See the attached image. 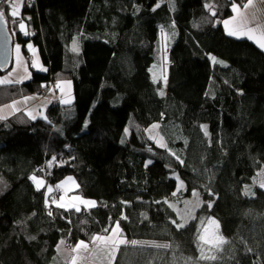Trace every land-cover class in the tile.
<instances>
[{"label":"trees","instance_id":"obj_1","mask_svg":"<svg viewBox=\"0 0 264 264\" xmlns=\"http://www.w3.org/2000/svg\"><path fill=\"white\" fill-rule=\"evenodd\" d=\"M232 2L32 0L22 6L30 34L18 23L9 31L26 55L28 42L37 46L47 71L31 69L29 81L0 85V105L62 78L73 80V102L54 100L35 120L20 112L0 121V264H71L61 256V241L83 240L91 248V238L106 235L116 221L123 238L146 243L120 245L111 264H264V189L256 183L264 170V51L227 34L221 21ZM0 8L11 23L4 0ZM163 33H174L166 67ZM76 37L79 52L70 49ZM155 123L165 148L145 133ZM52 156L57 160L49 166ZM33 175L45 179L40 191ZM67 176L96 207L45 206L46 186ZM186 201L200 206L178 229L172 221L184 223L178 211ZM204 216L218 222L225 241L216 260L199 257Z\"/></svg>","mask_w":264,"mask_h":264},{"label":"snow or ice","instance_id":"obj_2","mask_svg":"<svg viewBox=\"0 0 264 264\" xmlns=\"http://www.w3.org/2000/svg\"><path fill=\"white\" fill-rule=\"evenodd\" d=\"M4 3L8 6L9 11L7 12L8 15H10L12 19V23L16 24L18 23L19 31L22 32L25 36H28L30 33L26 30V23L25 20H30L31 17H25L22 18L20 16L21 12V5L22 3H27V0H4ZM252 4V0H248V3L244 4L243 7L245 9L249 8ZM160 5L157 4L156 7H159ZM206 8L210 9L212 8L211 5L206 4ZM231 12L234 13V15L230 19H224L221 22L223 23L225 30L229 36H236L237 38H241L242 36H246L249 40H254V42L257 43L258 47H260L262 50H264V26L260 24H256L255 27H250L251 24L255 23V17H249L244 12L241 11L240 6L234 2L231 3ZM216 11L212 10L211 15L216 16ZM0 23L6 24V10L3 8H0ZM231 25V27H229ZM253 33H258L257 36L253 35ZM15 34V33H13ZM174 36V33H163L162 34V40L164 41L165 45H167V42ZM27 48L33 53V57H35L36 50L33 48L32 44H27ZM72 51L78 52V42L74 39L73 45H72ZM15 52H16V63L17 66L23 67L24 71H27V66L25 61L21 58V46L17 44L15 46ZM214 59V58H212ZM219 62V61H215ZM32 68H38V61L36 58H33L31 61ZM40 71H47V69H44L42 67H39ZM16 72V69L14 68L12 72L9 73V77L13 75V73ZM28 76L25 75H17L16 79H9V78H3L0 79V85H9V84H20L25 79H28ZM157 77L153 76L154 82L156 81ZM42 87L48 88L49 91H52L53 89L50 88L48 85H42ZM55 89L59 90L61 93V98L59 102L63 105H70L72 103L71 99H67L64 97L65 88L71 87V81H60L55 84ZM163 95V92L160 93ZM36 97H24L22 101H14L12 104L7 105L6 107L13 109V114L15 112H19L22 109L17 107L18 104H27L28 101L34 100ZM25 114L30 118L35 120L37 118L36 115H33V110H27ZM7 117L0 116V119H6ZM153 129L158 127L157 125L151 126ZM201 129L204 132V134L207 136V126L201 125ZM128 129H125V133L127 134ZM150 139L155 140L158 147L165 148L166 145L162 142V138L156 139L154 136H149ZM171 155L175 156V153H170ZM176 159L179 160V157H176ZM57 160L56 156H52L51 160L49 161V166H51L52 162H55ZM150 164L151 161H148ZM180 163H183L181 160ZM147 166V165H146ZM261 176H264V172L260 173ZM30 180H32L35 184V187L37 191H40L41 188L45 186V181L42 179H38L35 175L29 177ZM68 181H71L72 178H67ZM74 183V181H72ZM66 183V182H65ZM63 186V184L58 183L55 187L56 189H60ZM260 187L264 188V182L260 184ZM179 191V187L177 189ZM54 191V189L51 186H48L47 192L44 193L45 195V206L50 208L49 205V197L50 194ZM250 189H248V186L245 185V195L248 194ZM173 195H176L174 192ZM194 196L198 197L197 192H193ZM71 200L79 201V205H83L86 209H90L93 207H96V202L92 200L83 199L79 196L72 197ZM127 203V202H122ZM159 203V202H157ZM185 203H188L187 201ZM51 204L55 205L57 208H62L65 211H70L74 209L76 212L81 211V207L75 203H64V196L61 195L59 199L57 200L55 197L51 198ZM199 202L196 204V207H199ZM209 208L212 207L211 203L208 205ZM49 216H52L53 213L51 210L48 212ZM190 216V213H189ZM123 214L121 216V219H126ZM190 218L195 219V217L190 216ZM183 219V217H182ZM173 224L179 229L183 228L185 226V223H187V220H184V223H176L175 220L172 221ZM205 222L202 220L201 224L203 225ZM214 225L215 228L218 230L219 225L218 222L211 217L207 220V225L203 228V232L200 233L197 237L198 241L202 242V244H208L212 247H219V245L223 244L225 241L222 237L216 235L210 237L208 235L209 233V227ZM104 232L107 233V235H95L91 238L92 241V247L89 248V245L85 243L83 240L78 241L75 244V247L72 248V252L77 253V255H74L71 257V264H78V260L80 261H87V260H95L98 261L99 264H111V261L114 258V253L118 250L119 246L124 244H131L133 246L146 243V242H139V241H128L127 239L122 237L121 229H120V223L119 221L115 222V225L109 229H104ZM61 244L64 243V241L60 242ZM155 247H168V245H153ZM201 259L204 260H216L217 257L215 255H206L203 250L201 251Z\"/></svg>","mask_w":264,"mask_h":264},{"label":"rangeland","instance_id":"obj_3","mask_svg":"<svg viewBox=\"0 0 264 264\" xmlns=\"http://www.w3.org/2000/svg\"><path fill=\"white\" fill-rule=\"evenodd\" d=\"M30 3H32V0H27V4H30ZM25 3H22V5H21V9H22V6L24 5ZM20 16H21V12H20ZM8 25L9 24H13L12 22L11 23H7ZM11 28H12V25H11ZM256 36H258V33H254ZM75 40L78 42V40H77V37L75 38ZM17 44H19V43H15L14 44V51H15V46L17 45ZM72 45H73V42H72V44H71V47H70V49L72 48ZM168 45H169V43H167V45H165V43H164V41L162 40V37H161V48H162V50H161V54H162V62H163V65H165V67L169 64V62H166V60H164V59H166V57H167V55H168ZM79 50H80V46H79V43H78V52H79ZM21 52H22V54H25L24 52H23V49H22V45H21ZM21 57H22V55H21ZM164 58V59H163ZM13 60H14V57H13ZM15 60H16V52H15ZM31 61H32V59H30V58H26V63H27V66L29 67V71L31 72V69H32V67H30V65H31ZM9 71L11 70V68L10 69H8ZM155 71H156V68H154L153 67V70H152V72H153V76H154V74H155ZM6 73L4 72L2 75H1V79H3V78H9V76L6 74V76H3V75H5ZM158 74H159V72H158ZM60 81H71V93L73 94V89H74V84H73V80L71 79V78H62V79H55V80H53V82L56 84L57 82H60ZM21 84V83H20ZM55 86V85H54ZM54 86H50V88H52L53 90L52 91H49L48 90V88H47V90H45V91H39V92H36V93H33V94H27L26 96L27 97H36V99H34V100H32V104H36V103H38V102H40V101H43L42 103H46V102H48V101H50V100H53L54 99V97L52 96V95H54V93L56 92V89H55V87ZM66 89V88H65ZM34 95V96H33ZM58 97H61V93H58ZM30 105V104H29ZM38 117V116H37ZM152 125H157L158 127H156V128H152L151 126ZM152 125H150L148 128H146L145 129V133H146V135L148 136V138H149V136L151 135V136H154V137H156V139H160V138H162V142L166 145V141H165V139L162 137V136H160V133H159V124H157V123H155V124H152ZM151 140H153V139H151ZM154 142H155V140H153ZM156 143V142H155ZM262 172H264V170H262V171H260L259 172V174H258V176L256 177V183L258 184L257 186L258 187H260V184L262 183V182H264V176H261L260 175V173H262ZM38 179H42V180H44L45 181V179H44V177L42 176V175H40V176H36ZM69 177H71L72 178V180L71 181H68V179L67 178H69ZM72 181H74V183L72 182ZM66 182V183H65ZM58 183H61V184H63V186L60 188V189H56V185L58 184ZM46 184V183H45ZM179 184H181V182L179 181ZM48 186H51L53 189H54V191L50 194V197H49V203L51 204V198L52 197H55L57 200L59 199V197L61 196V195H63L64 196V203L65 204H68V203H75V204H77V205H79V201H75V200H71V198L72 197H75V196H79V197H81V198H83L82 197V195L81 194H79V192H77V188H78V184H77V181H76V179L73 177V176H67V177H65L64 179H62L61 181H59V182H57V183H55L54 185H52V184H50V185H48ZM48 186H46V189H45V192H47V189H48ZM262 188V187H261ZM264 189V188H263ZM83 199H85V198H83ZM87 200H89V199H87ZM196 204H197V201H194ZM196 204H192L191 205V203H188L187 204V208L186 207H183V208H180L179 209V211H178V213H179V215H180V217L182 218L183 217V219L185 220V219H188V218H190V216L193 214V209L195 208V206H196ZM79 206H83V205H79ZM187 210H188V212H187ZM189 213H190V216H189ZM208 218L209 217H207V216H204V217H201L200 218V221H199V230H198V235L200 234V233H202L203 232V228L207 225V220H208ZM212 218V217H211ZM212 219H214V218H212ZM204 221L205 223L202 225L201 224V221ZM215 220V219H214ZM209 227V233H208V235L210 236V237H212V236H216V235H218V236H220V237H222L221 236V233H220V230H219V228H218V230L215 228V226L214 225H212V226H208ZM107 235V234H106ZM224 240V239H223ZM91 243H92V241H90ZM85 243H89V242H86L85 241ZM88 245H90V244H88ZM153 245V244H152ZM91 246H92V244H91ZM221 246H222V244L221 245H219V247H212L211 245H208V244H202V242H200L199 241V250H203V252L206 254V255H215L216 256V254H217V252H218V250L221 248ZM75 247V245L74 246H70V245H68V244H66V243H63V244H61V246H60V253H61V256H62V258L64 259V260H66L68 263H71V257L72 256H74V255H77V253H74V252H72V248H74ZM118 251V250H117ZM116 253V252H115ZM199 257H201V254L199 253ZM78 264H98L96 261H94V260H87V261H80V260H78Z\"/></svg>","mask_w":264,"mask_h":264},{"label":"crops","instance_id":"obj_4","mask_svg":"<svg viewBox=\"0 0 264 264\" xmlns=\"http://www.w3.org/2000/svg\"><path fill=\"white\" fill-rule=\"evenodd\" d=\"M246 3H248V0H247ZM246 3H244V4H246ZM243 5H239L241 11L244 12L249 17H253V16L255 17V23L251 24L250 27H255L256 24H260V25L264 26V0H252L251 6L249 8H247V9H245L243 7ZM233 15H234V13H231V15L228 16L225 19H230ZM222 25H223V23H222ZM223 27H224V25H223ZM229 27H231V25ZM224 29H225V27H224ZM253 35H255V34L253 33ZM233 37H236V36H233ZM241 38L248 39L246 36H242ZM257 38H258V36H257ZM250 41H252L253 43H255L257 45V43L254 42V40H250ZM15 43H18V42L14 38V44ZM29 43H31L33 48L36 50L35 57H33V53L27 48V44H29ZM27 44H26L27 55L26 54H22V52H21V55H22L21 58L25 61V63H26V58H30V59L36 58L37 61H38V66L45 69V67L42 64V61H41L37 46H35L32 42H28ZM19 45L21 46V44H19ZM13 57H14V60H13ZM13 57H12V63H11V67H10L11 70L10 71L7 70L5 73L9 76V73L12 72V70L15 68L16 72L13 73V75L11 77H9V79H13L14 80V79L17 78V75H25V76H28L29 78L25 79L22 83L29 81V79L31 77V72L29 71V67L27 66V63H26L27 71L25 72L23 67L17 66L16 60H15L14 45H13ZM30 67H32V66L30 65ZM39 67L38 68H32V69L40 71ZM6 74L3 75V76H6ZM1 75H0V79H1ZM9 85H13V84H9ZM58 93H60V92H59V90L56 89V92L54 93V95H52L53 97L55 96L54 99L50 100V101H48L46 103H42L43 101H40V102H38L36 104H32V100H30V101H28V103L26 105L25 104H18L17 107L21 108L22 110L19 111V112H15L14 114H13V109L8 108L6 106L12 104L14 101H22L23 98L27 97V96H24V97H21V98H17V99H14V100H12V101H10L8 103L2 104V105H0V116H4V117H7V118L6 119H0V121L7 120L10 117H12V116H14V115H16V114H18L20 112L25 113L27 110H33V115H36L38 117H44L45 113H46V108L52 101L56 100L59 104H61L59 102L61 97H58ZM64 97L67 98V99H71V101L73 102V96H72V93H71V87L65 89ZM61 105H63V104H61ZM63 106H68V105H63Z\"/></svg>","mask_w":264,"mask_h":264},{"label":"water","instance_id":"obj_5","mask_svg":"<svg viewBox=\"0 0 264 264\" xmlns=\"http://www.w3.org/2000/svg\"><path fill=\"white\" fill-rule=\"evenodd\" d=\"M2 0H0L1 2ZM14 35L8 24L0 23V72H6L12 63Z\"/></svg>","mask_w":264,"mask_h":264},{"label":"built area","instance_id":"obj_6","mask_svg":"<svg viewBox=\"0 0 264 264\" xmlns=\"http://www.w3.org/2000/svg\"><path fill=\"white\" fill-rule=\"evenodd\" d=\"M55 85V83L53 82V81H51L49 84H48V86L50 87V86H54ZM45 90H47V88H45L43 91H45Z\"/></svg>","mask_w":264,"mask_h":264}]
</instances>
